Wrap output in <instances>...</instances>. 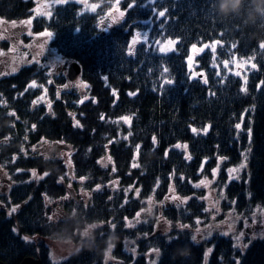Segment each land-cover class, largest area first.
Here are the masks:
<instances>
[{
  "label": "trees",
  "instance_id": "obj_1",
  "mask_svg": "<svg viewBox=\"0 0 264 264\" xmlns=\"http://www.w3.org/2000/svg\"><path fill=\"white\" fill-rule=\"evenodd\" d=\"M57 1L48 15H36L34 0H0V26L51 33L49 48L81 67L71 84L37 63L16 64L0 78V171L14 182L0 195V261L264 264V239L245 249L218 234L193 239L196 220L207 215L197 185L213 170L238 214L264 210V14L254 0L227 12L221 0H89L94 9ZM32 38L22 35L25 43ZM169 39L174 51L157 52L156 43ZM213 41L214 52L194 57L200 74L193 76V45ZM9 50L1 39L0 55ZM234 61L252 67L240 75ZM49 144L64 156L41 155ZM243 162L240 177L228 180ZM74 179L84 200L67 195ZM172 194L185 201L170 202ZM56 201L66 216H52ZM152 208L169 224L164 234L154 220L129 224ZM47 239L69 240L77 250L54 262Z\"/></svg>",
  "mask_w": 264,
  "mask_h": 264
},
{
  "label": "rangeland",
  "instance_id": "obj_2",
  "mask_svg": "<svg viewBox=\"0 0 264 264\" xmlns=\"http://www.w3.org/2000/svg\"><path fill=\"white\" fill-rule=\"evenodd\" d=\"M35 7L33 9L36 15H48L49 8L52 3H58L60 1L57 0H34ZM80 4L83 5V8L94 9L98 3L90 2L89 0H79ZM115 4V2H113ZM115 7H111V11L109 12L110 16L117 17L120 13L114 10ZM0 33L2 34V38L10 45V50L5 55H0V61L3 64H6L7 67L11 68L12 66L27 64V63H37L44 67H46L49 72L54 73L55 70H59L60 73L63 74L67 78V69H68V61L60 58L49 48V40L50 37L48 35L39 34L34 35L31 32L28 24H24L21 27H13V26H0ZM27 37L32 36L31 43H25L22 40V35ZM169 41L175 40H164L156 43V50L159 53H168L172 52L175 49V44H169ZM217 42L213 41L210 44H203L196 46V49H203V51L208 48L205 45H214L216 47ZM170 48L168 51H161V49ZM202 51H193L191 49V64L189 62V58L187 59V65L189 70L192 71V75L195 76L200 74L199 71L195 70L194 66V57L201 53ZM189 56V57H190ZM228 63V62H227ZM234 68H238V74L242 75L247 68L252 67V63L248 61H234L232 62ZM57 71L52 74L56 75ZM78 83V79L73 81H69L71 84ZM46 152L50 154H54V152H60L61 150L56 148L53 144H49L45 147ZM44 151V150H43ZM243 165V167H242ZM246 164L243 162L238 167H233L228 170V180L238 179L240 174L245 169ZM235 170V171H233ZM3 181L0 183V195L8 193L9 186L12 185L7 177L2 178ZM74 184L71 182L67 185V195L70 196L72 200H84L85 195L82 191H77V182L76 180H72ZM202 181L205 183L199 184V187L204 191L203 200L206 205V218L197 219V225L193 229L194 231V240L196 242H201L206 238L214 234H218L221 236H226L232 238L236 246L240 249H245L248 245L256 240V239H264V210L257 209L250 215H242L238 214L230 203L226 201V197L224 195V191L222 188H217L215 186L216 180V171L215 175H212L210 178H204ZM67 196V197H68ZM85 196V197H84ZM185 201V198L177 195H171L172 203H180ZM224 203L227 205L224 207ZM52 207V216L56 218H60L62 215H67L66 211L61 206L59 201L53 202L50 204ZM136 219L133 221H129L130 225L137 226L141 222H147L150 220L155 221V230L159 234H164L169 230L168 222H163L160 220L159 216L154 213V209H146L138 213ZM160 220V222H159ZM98 227V224H93L90 226L89 231L93 228ZM45 242L49 245L51 251V258L54 262H60L63 259L67 258L71 253L77 250V247L69 240H45ZM128 249L133 251V243L134 240H128L127 242ZM153 256H156V253H152Z\"/></svg>",
  "mask_w": 264,
  "mask_h": 264
},
{
  "label": "snow or ice",
  "instance_id": "obj_3",
  "mask_svg": "<svg viewBox=\"0 0 264 264\" xmlns=\"http://www.w3.org/2000/svg\"><path fill=\"white\" fill-rule=\"evenodd\" d=\"M135 2V0H133V3ZM149 2L150 3H155L156 2V0H149ZM117 3H119V0H117ZM133 5L132 4H129L128 5V7H132ZM167 11V9H165L164 11H161V12H159L158 13V15L160 16V17H163V16H165V12ZM121 16H123V13H121ZM29 23H30V21H29ZM46 35H48V36H51V33H46ZM135 42V41H134ZM175 43V41H169V44H174ZM205 47H211L212 48V50H213V52L215 51V46L214 45H205ZM168 50H171L170 48H167V49H161V51H168ZM193 51L194 52H196V51H203V49H199V50H197L196 49V46L195 45H193ZM191 61H192V57L190 56L189 57V62H190V64H191ZM255 65H253V67H254ZM225 67H227V62H225ZM165 71H167V69H165ZM167 83H172V81H167ZM205 83H207V80H205ZM262 83H264V82H262ZM36 86V84H35V81H33L32 82V84L31 85H29V87H35ZM242 91H246V89L245 88H242ZM130 95H134V93H130ZM42 99V98H41ZM37 101H33V103H36ZM13 115H14V113H12ZM101 118H103V117H101ZM121 119H123L125 122H130V117H122ZM77 125H79V122L77 121ZM237 128H240V125L238 124L237 125ZM193 132H196L197 130L196 129H193L192 130ZM205 131H207V129H205ZM249 131V135H251V129H249L248 130ZM153 141L155 142V137L153 138ZM176 147H180V145H177ZM184 147L185 148H187V145H184ZM189 159L191 158V157H188ZM242 167H243V165H242ZM215 171L216 170H213V175H215ZM233 171H235V170H233ZM35 174V173H34ZM45 175H47V173H45ZM42 178V177H41ZM83 179V178H82ZM201 183L203 184V183H205L204 181H201ZM199 185H197V187H198ZM97 187H99V186H97ZM16 209L15 208H13L12 209V211H15ZM137 215H139V214H137ZM25 239H27V238H25ZM194 239V238H193Z\"/></svg>",
  "mask_w": 264,
  "mask_h": 264
},
{
  "label": "water",
  "instance_id": "obj_4",
  "mask_svg": "<svg viewBox=\"0 0 264 264\" xmlns=\"http://www.w3.org/2000/svg\"><path fill=\"white\" fill-rule=\"evenodd\" d=\"M81 72V67L80 65L75 62L71 61L68 64V69H67V77L69 80H75ZM67 149V148H65ZM0 264H6L3 261H0ZM19 264H41L40 260L31 256L24 257L22 261Z\"/></svg>",
  "mask_w": 264,
  "mask_h": 264
},
{
  "label": "clouds",
  "instance_id": "obj_5",
  "mask_svg": "<svg viewBox=\"0 0 264 264\" xmlns=\"http://www.w3.org/2000/svg\"><path fill=\"white\" fill-rule=\"evenodd\" d=\"M243 0H221V11H235L242 5ZM254 6L258 11L264 14V0H254Z\"/></svg>",
  "mask_w": 264,
  "mask_h": 264
},
{
  "label": "flooded vegetation",
  "instance_id": "obj_6",
  "mask_svg": "<svg viewBox=\"0 0 264 264\" xmlns=\"http://www.w3.org/2000/svg\"><path fill=\"white\" fill-rule=\"evenodd\" d=\"M16 66H12L10 69H8L9 67H7L6 66V64H3L1 61H0V78L1 77H3V76H5V75H7L8 73H12V71L14 70V68H15ZM41 98L43 99L44 97H42L41 96ZM55 146H56V148H58V149H60V146L59 145H56L55 144ZM46 153V151H43V153L41 154V155H43V154H45ZM54 154H56L59 158H61V157H63L64 156V154H63V152L62 151H60V152H54ZM4 177H7L8 178V180L10 181V183L12 184V185H14V182L10 179V177L7 175V174H5L4 172H1L0 171V183L3 181V179L2 178H4ZM12 185H10L9 186V190H10V187L12 186ZM2 195V194H1ZM1 197V196H0ZM2 203L0 202V206L2 207Z\"/></svg>",
  "mask_w": 264,
  "mask_h": 264
}]
</instances>
